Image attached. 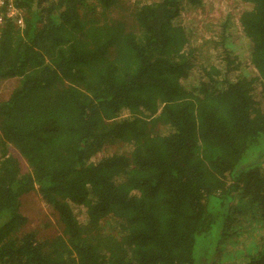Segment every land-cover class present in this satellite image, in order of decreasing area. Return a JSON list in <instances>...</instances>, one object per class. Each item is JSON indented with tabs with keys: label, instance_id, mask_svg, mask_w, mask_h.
I'll return each instance as SVG.
<instances>
[{
	"label": "trees",
	"instance_id": "obj_1",
	"mask_svg": "<svg viewBox=\"0 0 264 264\" xmlns=\"http://www.w3.org/2000/svg\"><path fill=\"white\" fill-rule=\"evenodd\" d=\"M12 2L0 264H264V0H233L245 64L223 42L197 63L179 15L201 0ZM28 193L56 232L24 228Z\"/></svg>",
	"mask_w": 264,
	"mask_h": 264
},
{
	"label": "rangeland",
	"instance_id": "obj_2",
	"mask_svg": "<svg viewBox=\"0 0 264 264\" xmlns=\"http://www.w3.org/2000/svg\"><path fill=\"white\" fill-rule=\"evenodd\" d=\"M127 5H132L136 2H151L156 0H121ZM244 9V6H237L233 0H201V3L196 8H186L180 13L179 18L185 20L188 27L192 30L191 37L189 36V46L202 50L197 63L209 64L213 61V46L222 43L226 48L231 50L234 55H237L241 62L245 64L246 45L241 40L239 35L238 15ZM236 31V32H235ZM232 33L231 36L227 34ZM236 36H238L236 38ZM196 56V54H195ZM0 89V99H6L15 83L5 82ZM129 146L121 142H110L98 152L94 159L100 158L103 154L109 153H125ZM23 167L24 163L21 161ZM24 169V167H23ZM20 213L26 218L24 228L26 230L35 229L40 235H49L56 232L57 224L54 217L51 215V209L42 201L36 193H28L20 200ZM44 223L49 226L44 227ZM114 227V226H111ZM110 229L113 232L112 228ZM252 228L251 223L244 222L242 229L250 234ZM253 235V234H252ZM256 237V236H255ZM257 239H250L246 245L255 243Z\"/></svg>",
	"mask_w": 264,
	"mask_h": 264
},
{
	"label": "built area",
	"instance_id": "obj_3",
	"mask_svg": "<svg viewBox=\"0 0 264 264\" xmlns=\"http://www.w3.org/2000/svg\"><path fill=\"white\" fill-rule=\"evenodd\" d=\"M4 17L12 18L18 27L23 26L22 13L13 6L12 0H0V24Z\"/></svg>",
	"mask_w": 264,
	"mask_h": 264
}]
</instances>
